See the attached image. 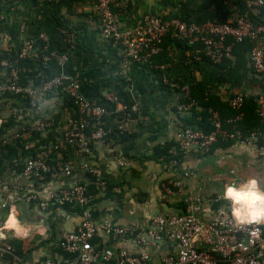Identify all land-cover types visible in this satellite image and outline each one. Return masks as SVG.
<instances>
[{
    "label": "crops",
    "instance_id": "obj_1",
    "mask_svg": "<svg viewBox=\"0 0 264 264\" xmlns=\"http://www.w3.org/2000/svg\"><path fill=\"white\" fill-rule=\"evenodd\" d=\"M203 1L213 0H120L115 16L119 29H131L144 15L165 20L183 17L189 11H196ZM215 1L228 10V22L249 13L256 24L264 27V7L249 11L250 0ZM97 3L98 0H0V84L7 81L15 63V59H9L17 55L24 39H37L44 32L54 47L68 57L49 76L65 74L76 78L80 92L97 104H106L104 96L115 93L121 102L138 105L139 111L130 121L122 120L109 108L104 127L111 134L103 141L94 142L92 154L87 157L101 170L105 183L93 195L92 209L99 226L97 244L101 250L114 247L136 252L133 238L123 244L115 243L106 234L105 227L147 228L154 217L178 212L179 198L168 196L164 190L168 180H184L189 190L201 192L207 212H215L221 204L228 205L231 211L230 200L223 197L228 182L236 179L243 184L255 177L259 188L264 190V160L253 149L237 143L211 153L179 156L178 165L155 156V148L167 146H171L172 154L177 147L178 133L185 127L186 116L176 113L179 86L204 81L224 96L228 90L217 87L222 69L206 59L194 60L192 49L184 43L168 45L170 36L162 53L170 61L165 63V56L160 59L159 65H165L163 69L125 63L120 50L100 32ZM213 9L214 6L206 8L193 14L191 19L207 15ZM245 56L250 67L249 51ZM260 84L250 72L243 87L248 94L257 95L264 92ZM67 95L66 90H55L40 97L34 107L29 103L23 108V125L31 130L23 135L19 146L48 150L51 147L47 140L62 139L70 120L74 119ZM15 102L7 96L0 100V146L15 145L17 140L13 134L23 126L16 122L15 110L22 107ZM41 123L47 125L44 132L35 129ZM27 159H5L0 155V250L8 243L15 253L14 257L0 254V264H46L64 260L61 239L65 233L78 230L82 216L59 202V192L80 182L93 185V178L79 168L83 157L72 151L64 158L66 163L75 166L72 177L50 176L37 183L36 199L21 201L19 197L31 191L16 167L25 165ZM188 171L195 172L196 177L185 180ZM10 217L19 222V230L7 227ZM175 248L163 243L154 251L155 261Z\"/></svg>",
    "mask_w": 264,
    "mask_h": 264
},
{
    "label": "built area",
    "instance_id": "obj_2",
    "mask_svg": "<svg viewBox=\"0 0 264 264\" xmlns=\"http://www.w3.org/2000/svg\"><path fill=\"white\" fill-rule=\"evenodd\" d=\"M119 1L98 0L96 11L100 19L101 34L120 50L125 63L133 62L139 66L163 69L165 65H152V60L160 54L167 36L190 47L194 60L206 59L215 65L225 60H233L235 46L248 42L251 44L248 56L250 64L254 73L264 81V27L256 24L249 13L224 24H186L177 19L165 20L144 15L131 29L121 30L115 16ZM263 7L264 0L248 2L249 11ZM41 41L44 42V50L52 43L44 32L40 33L37 39H24L18 60L10 69L8 80L0 84V100L4 95L21 97L29 99L30 106L34 107L43 95L55 90H66L74 98L79 117L70 120L62 139L54 144V149L75 150L83 157L79 168L93 178V185L102 189L105 186L102 172L91 164L87 157L92 154L94 142L103 141L111 134V130L104 127V118L109 109L86 98L80 92L78 80L70 75H55L41 84L31 80L22 85L21 73L25 72L26 68L19 60L38 59ZM51 57L56 58L59 65L68 60L63 52L59 54L54 51ZM51 57L45 56L43 62L47 64ZM179 92L180 100L176 104L178 115L187 116L194 110H201L199 102L189 95V84L179 86ZM104 100L124 121L132 120L139 111L136 103H123L115 93L106 94ZM225 100L236 114L224 121L218 111L209 109L212 129L205 131L193 126L182 128L178 133L177 147L172 150L174 156L187 157L191 154L206 153L216 144L232 142L253 149L264 160V130L258 128L243 133L238 127L245 117V95L233 90L232 95ZM256 102L257 114L264 123V92L257 94ZM15 114L16 122L23 125V108L15 110ZM46 127L45 123H41L35 129L44 132ZM27 129V125L21 126L13 134L14 138L23 137ZM48 155L49 153L44 152L27 160L21 176L27 180V188L31 193L20 196L19 200L36 199L34 189L37 183L50 176L74 175V164L59 162L52 166L48 163ZM172 163L178 165L180 159H174ZM120 165L125 163L120 162ZM195 175V172L188 171L184 178L191 179L196 177ZM90 185L92 184L80 182L60 190L59 202L73 209H80L82 221L78 230L65 233L61 239V248L69 258L49 261L46 264H264V222L241 225L232 216L230 207L226 204H221L215 212H207L206 200L202 193L189 190L184 180H168L164 185L168 196L179 198L178 212L154 217L147 228L134 225L105 227L106 234L111 236L115 243L123 244L133 238L137 246L136 252L114 247L101 250L97 243H93L99 226L93 216ZM163 243L176 248L163 253L161 259L156 262L154 251ZM0 254L14 257L13 246L7 243L0 250Z\"/></svg>",
    "mask_w": 264,
    "mask_h": 264
},
{
    "label": "trees",
    "instance_id": "obj_3",
    "mask_svg": "<svg viewBox=\"0 0 264 264\" xmlns=\"http://www.w3.org/2000/svg\"><path fill=\"white\" fill-rule=\"evenodd\" d=\"M211 13H208L207 15H200L197 19L192 20L191 16L193 14L199 13L202 10L206 8L213 7ZM245 15V14H242ZM241 15V16H242ZM252 18V17H251ZM170 19H177L181 22H184L186 24H203V23H217V24H224L228 22V10L225 6H223L221 3L213 1H203V4L201 7L197 8L194 12H187V14L183 17H177L172 16ZM253 20V19H252ZM254 21V20H253ZM166 38L163 41L161 52L159 55L153 58L152 65H159L161 64L162 60H160L162 57L164 45H166ZM172 43H182L175 39L169 38V41L167 42L168 45H171ZM185 44V43H184ZM186 45V44H185ZM187 46V45H186ZM251 44L248 42H244L242 44H237L234 49V59L233 60H225L223 63L219 64V67L222 69V73L220 74L218 78L217 87H226L228 90L227 97L232 95V92L235 88H239L241 92L245 95V105H244V113L245 117L244 120L241 122V124L238 126L239 130L243 133H249L253 130H256L258 128H261L264 130V123L261 122L260 117L257 114V102L256 98L257 95L248 94L246 90L244 89V80L248 78L250 72L253 74V77L259 81L263 86V79L259 76H257L254 73V70L252 66L248 67L247 65V58L245 56V53L247 51H250ZM57 51L59 54L62 53L58 51L55 47L53 42L51 43L50 47L47 50H44V42L41 41L39 43L38 47V59H33L29 61L19 60L21 64L26 68L25 72L21 73V84L26 85L31 80L34 81L36 84H41L43 82L48 81L51 79L54 75L49 76L50 71L57 67L59 65V62L56 60V58L51 57V53ZM45 56H50L51 59L47 64L43 62V58ZM19 57V51L13 59H15V63L18 60ZM165 63L170 61V59L165 56ZM145 68L149 69V67L153 66H144ZM31 70V71H29ZM9 78V77H8ZM8 80V79H7ZM180 86H183L181 84ZM189 95L195 100H197L200 104L201 110H194L191 115L186 116L183 118V123L185 126H193L196 128H201L205 131H210L212 129L211 123L209 121L210 114L209 109H214L218 111L221 115L222 120L226 121V119L233 117L236 113L230 108L227 101L224 99L223 96L219 95L218 92H215L214 90L210 89L208 85L204 81H200L197 83L189 84ZM7 96L9 99L15 100V105L18 106L20 103V106L22 108H27L29 106L30 100L29 99H23L21 97L14 98L10 95H4ZM67 103L71 104V110L74 114V119H77L79 117L77 106L75 105L74 98H72L69 94L66 96ZM226 97V98H227ZM105 106L107 109L110 107L106 104H100ZM226 127H228L226 125ZM31 130L28 129L26 133ZM33 135H36L34 131H32ZM39 137V136H38ZM17 143L15 145L12 144H6L4 146H0V155L5 159H30L36 157L40 153L47 152L48 155V163L52 166H56L59 162L66 163L67 159H64L67 154L71 153L73 150L72 148H68L67 150H55L54 144L56 143V140H53L52 142L47 140L46 143L48 146L50 145L51 149H43V150H36V149H24L23 147L19 146V142L22 140V137L16 138ZM232 142H226V143H219L214 145L210 149V153L214 152L217 148L222 147L226 148L231 145ZM171 146L167 147H159L155 148V156L159 157L162 156L163 159H165L166 163L172 162L174 159H179V156H174L170 153ZM27 159V160H28ZM25 165L16 167V172L21 173L24 169ZM236 183L237 186H241L243 184H240L237 182L236 179L231 180L228 182V184ZM97 187L95 185H90V193L93 196L95 194V191H98ZM94 191V192H93ZM93 204V201H92ZM91 204V206H92ZM217 207V204H215V208ZM81 214L80 209H75ZM93 216L96 218V214L93 212ZM93 243H97L96 240H93ZM19 254V253H18ZM66 258H69V256L66 255Z\"/></svg>",
    "mask_w": 264,
    "mask_h": 264
},
{
    "label": "clouds",
    "instance_id": "obj_4",
    "mask_svg": "<svg viewBox=\"0 0 264 264\" xmlns=\"http://www.w3.org/2000/svg\"><path fill=\"white\" fill-rule=\"evenodd\" d=\"M223 197L230 200L231 214L241 224H259L264 222V190L258 186L255 177L249 178L241 186L236 183L228 184ZM19 222L15 219L7 221V227L16 229Z\"/></svg>",
    "mask_w": 264,
    "mask_h": 264
},
{
    "label": "rangeland",
    "instance_id": "obj_5",
    "mask_svg": "<svg viewBox=\"0 0 264 264\" xmlns=\"http://www.w3.org/2000/svg\"><path fill=\"white\" fill-rule=\"evenodd\" d=\"M224 88V87H223ZM226 88V87H225ZM227 89V88H226ZM235 91H240V90H236V89H234ZM241 92V91H240ZM219 95H221L222 96V94H219ZM224 95V94H223ZM227 95H228V92L223 96L224 97V99L227 97ZM229 164L230 163H228L227 164V166H229ZM165 184V183H164ZM241 184V183H240Z\"/></svg>",
    "mask_w": 264,
    "mask_h": 264
},
{
    "label": "snow or ice",
    "instance_id": "obj_6",
    "mask_svg": "<svg viewBox=\"0 0 264 264\" xmlns=\"http://www.w3.org/2000/svg\"><path fill=\"white\" fill-rule=\"evenodd\" d=\"M9 219H15L14 217H10ZM17 230H19V227L17 226V228H16Z\"/></svg>",
    "mask_w": 264,
    "mask_h": 264
}]
</instances>
